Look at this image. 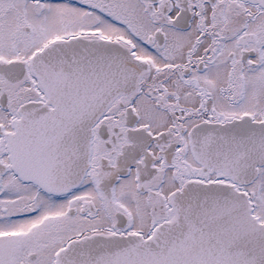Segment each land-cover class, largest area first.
<instances>
[{
    "label": "snow or ice",
    "instance_id": "1",
    "mask_svg": "<svg viewBox=\"0 0 264 264\" xmlns=\"http://www.w3.org/2000/svg\"><path fill=\"white\" fill-rule=\"evenodd\" d=\"M0 264H264V0H0Z\"/></svg>",
    "mask_w": 264,
    "mask_h": 264
}]
</instances>
